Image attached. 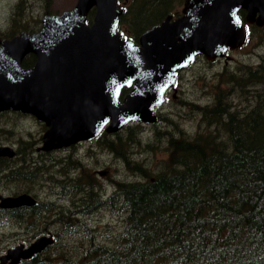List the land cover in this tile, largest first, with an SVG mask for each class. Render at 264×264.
Segmentation results:
<instances>
[{
	"label": "trees",
	"instance_id": "16d2710c",
	"mask_svg": "<svg viewBox=\"0 0 264 264\" xmlns=\"http://www.w3.org/2000/svg\"><path fill=\"white\" fill-rule=\"evenodd\" d=\"M21 27L28 29V24L19 29L15 25L0 28V36H13ZM139 34L133 33L136 38ZM34 62L35 55L29 54L23 64ZM251 73L253 82L264 86V65ZM243 80L237 76L234 81ZM224 95L219 92L213 103L199 105L202 107L190 102L192 107L198 106L195 112L201 131L179 138L169 133L168 140L165 136L157 143L152 135L149 139L143 136L149 145L154 143L153 150L164 146L169 153L154 165L149 163L150 167L105 137L107 146L119 152L137 176L117 180L113 190L83 175L88 186L82 191L76 176L71 185L77 187L73 200L66 197L57 204L47 197L36 206L0 208V219L16 220L30 233L58 222L53 233L63 237L56 244L61 250L43 251L20 264H264V90L252 98L253 107L245 113L234 110ZM127 129L133 134L138 126ZM161 133L157 130L156 137ZM126 141L141 139L134 133ZM24 143L28 146L21 144L18 153L34 152L33 142ZM39 156L17 155L20 161L13 164L0 157V180L33 182L50 165L66 173L59 157L41 160ZM61 176L50 175L65 190L69 178ZM54 194L60 199L56 191ZM102 207L121 217V227L115 230L110 223L95 226L79 217ZM53 208L55 220H46Z\"/></svg>",
	"mask_w": 264,
	"mask_h": 264
},
{
	"label": "water",
	"instance_id": "95a60500",
	"mask_svg": "<svg viewBox=\"0 0 264 264\" xmlns=\"http://www.w3.org/2000/svg\"><path fill=\"white\" fill-rule=\"evenodd\" d=\"M96 7L94 20L86 22ZM247 22L264 25V0H186L184 14L144 31L139 43L118 30L123 11L117 0H78L62 14H47L38 31L0 36V111L34 115L48 126L38 150L51 151L108 132L119 131L130 120L158 121L153 111L165 101L180 69L198 54L213 60L227 47L243 45ZM36 56L32 66L24 58ZM132 89L121 100L124 87ZM9 144L0 156L15 157ZM28 192L0 193V207L35 206ZM54 242L43 234L0 255V264H19Z\"/></svg>",
	"mask_w": 264,
	"mask_h": 264
},
{
	"label": "rangeland",
	"instance_id": "374dc122",
	"mask_svg": "<svg viewBox=\"0 0 264 264\" xmlns=\"http://www.w3.org/2000/svg\"><path fill=\"white\" fill-rule=\"evenodd\" d=\"M76 2L77 0H0V28L6 30L8 27H14L15 25L19 29L23 24L37 28L43 16V10L61 12L72 8ZM122 29L124 30L125 28ZM124 33L131 34L129 31H124ZM231 56V63L229 64L207 63L205 60L200 59L195 65L181 74L177 84L178 95L176 97L170 95L162 110L165 116L163 121L161 120L159 127H150L149 129L153 130L154 143L160 142L165 136V139L168 140V137H170L169 133L172 134L171 136L178 135L179 133L182 134L181 137H188L190 136L189 133L201 131L200 117L195 111L199 110L197 108L199 105L213 103L216 100L217 94L221 91L225 93L224 98L231 101L237 109L250 110L252 108L254 103L251 102L252 98H255V95H257L255 94L252 97V93L254 92H248V87L251 86L252 81L249 82L250 85L246 84L248 81L236 82L234 81L235 78L231 76L233 74L236 76L242 75L245 66L252 65V61L257 59L258 56L264 61V31L255 29L251 41L242 49L231 52ZM215 66H218L217 70L214 69ZM230 77L232 82H230ZM191 101L197 102L198 106L192 107L190 105ZM2 114L0 116V145L5 143L12 144L14 142L16 147H20L22 144V147L26 148L28 145L24 143L25 141L35 142L44 132L43 123L32 115L17 111H6ZM171 125H174L172 130L167 131L165 127L171 128ZM2 128L9 129L10 131H2ZM203 129H205V126ZM157 130H161L162 132L160 136L158 135L159 137H156ZM142 131L134 130L133 134H131L125 128L122 130L120 137L115 136V141L116 143H120L121 147L125 149V153L133 155L137 159H142L150 167L149 163L154 165L156 161L164 159L168 154L164 152V146H162V150H153L151 147L154 146V143L152 142V146L149 145L147 140L144 139ZM134 133L138 134V138L141 141L136 143L134 141H126V138L134 135ZM99 139L85 143L78 149L80 155H72L69 158L68 163L76 164L77 170L80 172L75 173L70 171L73 167L69 164L65 166L64 172L74 173L77 177L81 176L79 179L81 182L77 183V186L80 185L79 187H81L82 191L86 189L84 187L88 186L87 179L83 175L93 178L95 183L100 186L101 184H105L108 189L112 190L117 180L137 177L126 167L122 155L116 150L110 149L104 137L101 140ZM34 155H37V153H34ZM39 159L44 160L46 158L40 155ZM101 171H104V173H101ZM56 173L64 175L61 177H68L66 173L57 172L55 165H50L47 172L41 174L42 176L38 178L39 180L35 179L33 182L23 179H13L9 182L0 180V192L10 194L19 188L28 186L33 188L34 192L41 199L49 197L48 199H52L57 203H63L61 197L59 199L58 195L54 194L58 186L54 183V178L50 177L51 174ZM75 185L74 188L76 190L77 187ZM54 210L55 208L52 209L51 214L46 220H55L54 213L56 212ZM84 215L86 218L81 217V219L84 221L88 220L89 223L95 226H103L110 223L116 230L122 224L120 216H115L107 208L103 207L101 209L93 208L89 213L82 214V216ZM56 223L58 222H52L46 228L43 227L42 230L30 233L27 232V229L20 228L16 220L5 217L1 218L0 254L20 242L29 243L42 233H48L49 231L56 232ZM54 235L56 241L44 252L61 250L62 246L58 248L56 244L63 241V237L61 238V236L55 233ZM75 240L79 242L78 239Z\"/></svg>",
	"mask_w": 264,
	"mask_h": 264
},
{
	"label": "flooded vegetation",
	"instance_id": "af4514ba",
	"mask_svg": "<svg viewBox=\"0 0 264 264\" xmlns=\"http://www.w3.org/2000/svg\"><path fill=\"white\" fill-rule=\"evenodd\" d=\"M118 2L120 4V6L124 9V13L120 17L119 27L125 28L127 31L145 30L149 25L156 23V21H154V20H155L156 16H158V14H164V15L172 14L174 17L180 16L183 13V8L185 5V0H118ZM43 12L47 13L46 10H43ZM153 16H155V17H153ZM250 29H251V34H250V38H251L254 35L255 29H257V30L261 29L264 31V26H258L256 24H250ZM200 59H204V58L200 57ZM223 62L225 64L231 63L228 60L226 61V59H224V58H218V59H216V61L214 63L223 64ZM249 70H250V68L248 67V71ZM247 76H249V73H247ZM250 81H252V84L249 88L250 89H253V88L258 89V84L254 83L252 79L248 80V84ZM90 142L91 141H89V142L81 141V142H78L77 144H72L68 147L53 150L51 152H42V151L37 152V151H35L31 155H34V153H37V155H42L46 159H49V157L51 155L53 157H56V155H58L65 166L69 164L73 167L70 171L77 173L78 170H77V168L74 167L75 164L68 163V159L71 158L72 155H77L76 152L79 151L78 149L81 148L85 143H90ZM41 143H42V136H41V139L36 143L35 149ZM13 144H15V143L13 142ZM22 155H29V154L25 153ZM67 175H68L70 183L68 182L65 190L64 189H62V190L57 189V192L59 193V195L63 201H66V197H68V199L70 201V200H73L76 196V193L73 190L74 186H71L72 183L74 182L75 178H76V174L68 173ZM64 179H65V177H64ZM62 193L68 194V196L61 195ZM36 196H38V195H36Z\"/></svg>",
	"mask_w": 264,
	"mask_h": 264
}]
</instances>
